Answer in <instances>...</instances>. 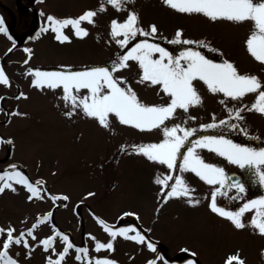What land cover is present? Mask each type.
Returning <instances> with one entry per match:
<instances>
[{
    "label": "rangeland",
    "instance_id": "obj_1",
    "mask_svg": "<svg viewBox=\"0 0 264 264\" xmlns=\"http://www.w3.org/2000/svg\"><path fill=\"white\" fill-rule=\"evenodd\" d=\"M17 2L0 0V18L6 28V32H0V66L10 80L8 85L0 82V137L4 138L0 141V171L13 163H20L32 179L45 180L57 199L49 197L39 184L40 196L29 200L27 187L10 181L16 190L5 188L0 192V227L11 225L15 229L13 234L17 235L51 212L52 216L41 220L34 229L37 240L53 235L52 225L55 224L72 243L86 246L90 255L89 262L81 254L83 258L77 259V250L70 248L60 264H96V258L102 257L114 259L118 264H146L150 259H154L155 264H188L190 260L194 264H224L228 254L237 252L245 264H264V234L250 223L256 208L249 206L245 209L241 214L244 227L237 228L230 219L210 207L213 188L222 187V193H217V201L233 210L264 196V183L260 182L255 171L264 166L242 168L214 149L197 146L195 151L206 162L223 167L227 175L234 171L242 174L241 183L245 190L241 192L239 188L229 187L228 181V186L210 185L191 169H168L166 164L150 160L131 147L158 143L164 138L163 126L178 123L182 128L198 129L200 123H211L213 114L217 120L232 119L238 127L198 129L193 134L210 132L208 135H223L237 143L264 147V113L250 109L259 91L264 89V62L258 61L246 45L254 22L251 19L239 22L227 18L212 20L203 13L180 12L166 5L164 0H123L124 6L120 9L103 0L104 11L99 9L102 0H19L20 5ZM87 9H95L97 14L93 17L94 24L81 22V26L88 28L86 35L76 36L73 27L66 25L61 31L70 39L61 41L56 39L57 33L47 27L49 13L60 18L76 17ZM129 11L139 14V24L145 29L154 23L158 31L151 36L137 33L122 48L111 35L110 22L113 18L122 21ZM178 28L183 29L185 38L204 39L222 50L223 56L200 46L209 58L230 59L241 73L257 75L261 89L245 93L240 98H226L223 93L211 92L204 81L196 78L193 83L202 96L199 104L190 105L187 111L177 108L162 125L138 129L121 123L114 113L109 115L108 127L101 125L98 118L87 116L81 108L69 117L65 113L72 105L70 100L66 102L64 99L63 85L53 88L48 84H32L35 74L28 71L30 68L59 71L66 70V66L81 70L105 65L139 39L170 46L178 54L181 46L172 42ZM119 38H123V34ZM25 48L32 50L30 57ZM141 72L139 62L130 58L127 66L118 69L116 74L125 76L145 103L169 102V95L158 85L140 82ZM20 92L27 95L20 96ZM79 92L83 95L87 89ZM222 99L229 107L243 104L241 115L244 119L236 120L221 103ZM193 116L195 120L191 119ZM218 128L220 134L214 131ZM9 137L11 143L7 141ZM122 145L126 147L122 149ZM182 151H186V147ZM9 171L13 169L9 168ZM158 173L161 178L166 173L183 176L191 197L160 199L163 195L160 188L165 186L157 184ZM174 182L170 180L169 184ZM168 190L165 187V192ZM60 194L68 199L64 200ZM189 198L198 199L200 203L188 204ZM105 224L115 229L128 228V235L117 232L113 238ZM137 230L147 239H131ZM56 235L52 244L56 252L51 248L46 250L29 236V244H35V247L29 249L23 243H12L9 254L20 264H47V258L52 256L55 259L67 243ZM6 236V232L0 233V248ZM109 239H112L111 249L96 248L97 241L107 243ZM149 241L155 244V248H148ZM29 251L31 255H28Z\"/></svg>",
    "mask_w": 264,
    "mask_h": 264
},
{
    "label": "snow or ice",
    "instance_id": "obj_2",
    "mask_svg": "<svg viewBox=\"0 0 264 264\" xmlns=\"http://www.w3.org/2000/svg\"><path fill=\"white\" fill-rule=\"evenodd\" d=\"M107 3L114 5L117 9L124 6L123 0H107ZM164 3L180 12L189 14L203 13L212 20L227 18L239 22L251 19L254 24L253 30L246 40L247 49L258 61L264 62V0H164ZM99 9L100 11L105 9L103 0L99 5ZM96 14L95 9H87L76 17L60 18L49 13L47 14V20L50 23L47 27L52 28L57 33V40L68 41L70 37L61 31L63 26L71 25L75 30L76 36L86 35L88 28L81 26V22L88 21L94 24L96 21L93 17ZM110 23L111 35L122 48L127 46L137 33L151 36L158 31L154 23L148 29L141 26L139 24V14L135 11H129L126 18L122 21L113 18ZM2 25L3 20L0 18V32H6V28ZM182 33L183 29L178 28L172 38L173 43H178L181 46L178 54H174L160 43H155L149 39H139L138 42L128 47L125 52L122 54L118 53L116 58L105 65H94L81 70H72L71 66H66V70L59 71H45L40 68H30L28 71L35 74V78L32 80L34 85L48 84L53 88L58 84L63 85L64 99L66 102L70 100L72 105L71 110L67 111L65 115L71 117L77 112L78 108H81L87 116L98 118L99 123L105 127L110 125L109 115L112 113L118 117L121 123L134 125L138 129H151L157 125H162L166 118L174 115L177 108L187 111L190 105L199 104L202 101V96L193 83L196 78L204 81L211 92L223 93L226 98H240L245 93L261 89V82L257 75L241 73L235 62L230 59L217 60L209 58L201 51L200 46L208 48L212 52L220 53L223 56L221 49L214 47L204 39L191 40L185 38ZM120 34H123V38H119ZM164 39H167V37H164ZM8 51H11V49H8ZM24 51L29 57L32 55L31 49L25 48ZM154 53L159 55L154 56ZM130 58L138 61L142 69L138 77L140 82L148 81L153 85H158L163 92L169 95V102L145 103L138 97L137 92L129 84L127 78L116 74L118 69L127 66ZM24 63H27V60ZM0 82L5 85L10 83L3 66H0ZM72 89L76 91L73 92ZM80 89H87V92L81 95ZM19 95L26 96L27 94L20 92ZM221 103L225 104L228 112L236 120L244 119L241 115V109L245 107L243 104L239 107H229L224 99L221 100ZM250 109L264 113V89L259 91L255 102L250 105ZM191 119L195 120L196 117L193 116ZM218 126L231 129L237 128L238 124L228 117L217 120L215 119V114H213V121L211 123H200L198 129H214ZM198 129L191 127L182 128L181 124L178 123L172 124L171 127L163 126L164 138L158 143H142L131 147L136 152L146 155L150 160L166 164L168 169L177 167L181 171L191 169L210 185L219 183L221 186H228L226 185L228 176L223 167L216 163L206 162L195 151L197 146L214 149L219 155L226 157L230 162H234L242 168L253 165L264 166V147H253L249 144L237 143L223 135L198 134L197 139L189 140V137L193 133L198 132ZM181 131L182 134H180ZM3 140L4 138L0 137V141ZM7 141L11 143L12 138H7ZM125 147L124 145L121 146L122 149ZM185 147L186 151H182V148ZM9 168L13 169V171H9ZM9 168L0 171V192L4 191L5 188L15 191L16 189L10 181H17L27 187L30 192L27 197L29 200L34 196H40L42 190L36 186L40 183L39 181L36 183L31 182L15 164L10 165ZM255 171L260 182L264 183V167H257ZM155 179L157 184L169 188L167 192H165V187L160 188V193L163 194L160 199L167 201L170 197H180L182 195L191 197V191L183 176L166 173L161 178L158 173ZM170 180L175 182L169 184ZM232 183L241 192L245 190L243 183L239 181ZM217 193H222V187L213 188L211 192L210 207L214 212L230 219L237 228H242L244 223L241 219V214L249 206H253L256 208V214L253 215L250 223L256 226L261 234H264V196L259 197L257 200H249L243 207L233 210L218 203ZM60 195H63L64 200L68 199L66 195ZM87 195H92V193ZM52 199L56 200L57 196L53 195ZM187 203L196 205L200 201L195 198H189ZM132 215L138 214L132 213ZM51 216V212L47 213L37 219L31 227L20 231L17 235L13 234L15 229L11 225L7 228L0 227V233H7L6 238L3 240V247L0 248V264H20L18 259L9 254L10 245L12 243H23L26 248L35 247V244H29L28 237L31 236L33 240H37L34 229L37 228L41 220H46ZM100 222L104 224V221ZM104 226L113 238L117 232L121 235H128V228L112 229L110 225L105 224ZM52 227L55 230L54 234L45 236L37 240V242L42 244L46 250L51 248L53 252H56L52 244L54 235L58 233L67 243L63 250L58 252L55 259L52 256L47 258V264H60V260L70 248H76L77 259L82 258L79 255L80 253L87 256L88 248L86 246H76L70 241L69 236L60 231L55 224ZM131 239L144 241L147 237L137 230L136 234L131 236ZM147 246L149 249L155 248V244L151 241L148 242ZM112 247V239H109L107 243L96 242L97 249H111ZM28 255H31V251L28 252ZM233 261H238V264H245L244 259L239 256L238 252L236 254H228L224 264H233ZM96 264H118V262L114 259L102 257L96 258ZM146 264H155V261L150 259ZM188 264H194V262L190 260Z\"/></svg>",
    "mask_w": 264,
    "mask_h": 264
},
{
    "label": "water",
    "instance_id": "obj_3",
    "mask_svg": "<svg viewBox=\"0 0 264 264\" xmlns=\"http://www.w3.org/2000/svg\"><path fill=\"white\" fill-rule=\"evenodd\" d=\"M15 165L17 166V168H20V169H22L23 171H25V169L23 168L22 165H20V164H15ZM228 180H229L230 185H231L232 187H235V186L233 185L232 182H234V181H239V182H241V180H242V176H241L239 173H237V172H233V173H230V174L228 175ZM39 182L42 183V184L44 185L45 190H48V189H49V187L46 185V183H45L43 180H39Z\"/></svg>",
    "mask_w": 264,
    "mask_h": 264
},
{
    "label": "trees",
    "instance_id": "obj_4",
    "mask_svg": "<svg viewBox=\"0 0 264 264\" xmlns=\"http://www.w3.org/2000/svg\"><path fill=\"white\" fill-rule=\"evenodd\" d=\"M168 48H169V46H167ZM170 51H172L171 49H169ZM220 129V128H219ZM214 131H217V134H220L221 132L220 131H218V129H216V130H214ZM210 132H206V133H204V135H208ZM196 137H198V135H194L192 138H196Z\"/></svg>",
    "mask_w": 264,
    "mask_h": 264
}]
</instances>
